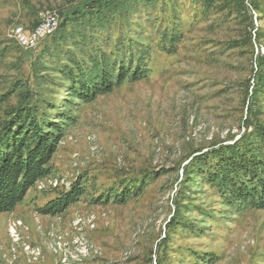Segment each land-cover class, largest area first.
I'll return each mask as SVG.
<instances>
[{"label":"trees","instance_id":"obj_1","mask_svg":"<svg viewBox=\"0 0 264 264\" xmlns=\"http://www.w3.org/2000/svg\"><path fill=\"white\" fill-rule=\"evenodd\" d=\"M58 12V28L35 48L0 37V214L16 211L39 181L55 174L54 155L84 104L148 78L154 54L176 55L192 41L208 58L236 53L251 67L238 81L226 127L219 123L210 141L184 152L173 217L155 263L147 261L216 263L217 253L176 249L174 239L200 238L232 211L264 210V0H68ZM193 33L201 34L198 40ZM162 174L127 172L118 184L99 187L82 173L34 210L62 215L84 196L95 204H125Z\"/></svg>","mask_w":264,"mask_h":264},{"label":"rangeland","instance_id":"obj_2","mask_svg":"<svg viewBox=\"0 0 264 264\" xmlns=\"http://www.w3.org/2000/svg\"><path fill=\"white\" fill-rule=\"evenodd\" d=\"M66 2L0 0V37L12 38L21 25L33 29L41 14H59ZM200 35L191 34L194 41ZM194 43L176 55L154 54L148 78L125 82L81 107L54 155L55 174L39 181L16 211L0 214V264H149L147 257L155 263L158 242L173 217L184 152L219 133V123L237 106L238 81L251 67L236 53L208 58ZM144 169L163 174L139 199L95 204L84 196L62 215L34 210L82 173L107 187L124 173ZM14 223L16 233L11 232ZM176 237V249L178 244L217 253L214 264H264V210L232 211L200 238ZM26 245L41 255L34 258Z\"/></svg>","mask_w":264,"mask_h":264},{"label":"built area","instance_id":"obj_3","mask_svg":"<svg viewBox=\"0 0 264 264\" xmlns=\"http://www.w3.org/2000/svg\"><path fill=\"white\" fill-rule=\"evenodd\" d=\"M59 18L60 17L58 16L57 12L50 11L49 13H46V17L43 20L41 26L34 30V34H27L26 28L21 26L16 28L15 31L11 33V36L14 38V35H21L28 48H35L38 46L41 40L50 34H53V27H56V20ZM11 232L13 233V227H11Z\"/></svg>","mask_w":264,"mask_h":264},{"label":"bare ground","instance_id":"obj_4","mask_svg":"<svg viewBox=\"0 0 264 264\" xmlns=\"http://www.w3.org/2000/svg\"><path fill=\"white\" fill-rule=\"evenodd\" d=\"M50 11H45L43 14H41L42 15V17H41V20H40V22L33 28V29H31V30H26V33L27 34H34V30L36 29V28H39L40 26H41V24H42V22H43V20L45 19V17H46V13H49ZM58 16H59V14H58ZM60 17V16H59ZM59 24H60V18L59 19H57L56 20V27H53V33H54V31L58 28V26H59ZM22 26V25H21ZM21 26H17V27H15L13 30H12V32H14L15 31V29L16 28H19V27H21ZM24 26V25H23ZM51 35V34H50ZM14 39L21 45V46H23V47H25V48H28V46L26 45V42L23 40V37H21V35H14ZM92 217V216H91ZM90 218V217H89ZM91 220V219H90ZM89 220V221H90ZM88 221V222H89ZM91 223V222H90ZM89 223V224H90ZM16 225V223H14L13 224V226H11V227H13V233H16V230H15V226ZM91 225V224H90ZM61 238V237H60ZM80 238V237H79ZM86 239V238H85ZM60 241H62V239H60ZM62 243V242H61ZM71 243V242H70ZM64 245V244H63ZM26 251L29 253V254H31L34 258H38L39 257V255H41V252H39L38 254H36V250L34 249V248H32L30 245H26ZM60 248V247H59ZM86 252V251H85ZM84 255V254H83ZM86 255V254H85ZM77 256V255H76ZM73 260H75L74 258H73ZM78 260V259H77Z\"/></svg>","mask_w":264,"mask_h":264},{"label":"water","instance_id":"obj_5","mask_svg":"<svg viewBox=\"0 0 264 264\" xmlns=\"http://www.w3.org/2000/svg\"><path fill=\"white\" fill-rule=\"evenodd\" d=\"M240 137V135L237 137V139Z\"/></svg>","mask_w":264,"mask_h":264}]
</instances>
